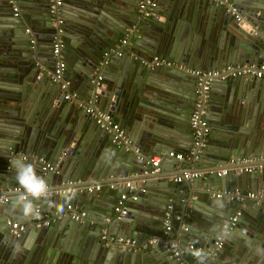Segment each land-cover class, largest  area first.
Listing matches in <instances>:
<instances>
[{
  "label": "water",
  "instance_id": "1",
  "mask_svg": "<svg viewBox=\"0 0 264 264\" xmlns=\"http://www.w3.org/2000/svg\"><path fill=\"white\" fill-rule=\"evenodd\" d=\"M12 1L0 0V196L5 198L0 201V264H216L207 261L201 252L214 247L218 228L238 208L246 213L238 216L231 232L248 224L258 235L263 204L213 194L228 189L226 185L241 192L251 189L263 194L264 161L245 159L255 157L257 152L264 157V150L249 146V140L225 134L217 137L214 132L217 121L227 113L238 120L230 127L236 129L244 126L252 110L243 105L238 112H227L233 87L248 84L249 101L253 90L260 92L264 100V81L240 76L212 78L203 100V118L209 131L199 138L198 146H193L189 115L194 77L177 68L145 66L138 57L146 55L149 60L158 53L201 70H218L223 64L256 66L264 57V0H227L237 7L238 19L212 0H154L156 7L148 18L137 16L131 6H122L116 0H62L61 23L57 24H52L45 10L47 0H35L40 14L26 18L21 10L13 15L11 7L14 3L23 7L25 0ZM127 27L132 28L127 34L130 47L124 45L120 55L112 53L104 58L103 53ZM225 32L234 36L228 46L223 43ZM55 35L63 43V76L69 78V89L78 100L95 99L91 106L116 117L127 134L128 146H115L111 133L98 128L90 116L63 100L65 90L51 84L48 77L55 62ZM128 51L134 56L128 57ZM138 63L147 71L145 84L137 74L131 76L142 70L136 66ZM99 72L103 75L95 86L92 80ZM217 82L227 89L225 95H218L220 99L212 94L211 85ZM143 98L145 101H141ZM153 117L159 123H151L149 128L147 119ZM171 149L183 154L180 160L171 158L178 165L177 174L198 167L209 168L206 171L211 173L176 184L167 179L162 180L163 184L157 182L158 177L165 176L150 173L151 167L139 153L152 155ZM45 164L53 169L43 168ZM222 169L226 173L216 175ZM25 177L44 194L32 195L22 183ZM111 177V181H105ZM109 182L129 184L115 188L111 199L103 193L100 196V190L85 188ZM61 189L71 193H48ZM129 189L134 190L133 200ZM121 193L128 196L126 213L116 218L112 209ZM68 203L97 214V220L88 224L86 219L74 221L63 212V217L70 219L64 231L73 235L72 239L53 234L54 224L63 218H58L62 215L58 213L60 204ZM46 205L52 211L47 213ZM168 205L181 219H172L170 230L162 233ZM249 209L253 210L252 221L247 216ZM47 215L46 220L55 217L56 222L42 221L35 228L37 218ZM13 220L22 226L17 236L9 233ZM32 226L35 246L26 237ZM244 233L249 238L241 239L246 242L254 236L250 231ZM103 234L130 238L134 245L125 249L106 245ZM149 240L153 242L147 243ZM187 242L204 250L187 252ZM143 243L146 246L140 248ZM171 243L181 250L178 260L170 257Z\"/></svg>",
  "mask_w": 264,
  "mask_h": 264
},
{
  "label": "built area",
  "instance_id": "2",
  "mask_svg": "<svg viewBox=\"0 0 264 264\" xmlns=\"http://www.w3.org/2000/svg\"><path fill=\"white\" fill-rule=\"evenodd\" d=\"M135 4V11L138 16H141L142 18H148L151 16L153 10L156 7V2L154 0H133ZM215 5H224L226 7V11L231 12L234 14V17L238 19L240 15L238 14V10L235 8V6L231 4H227L225 0H212ZM9 2H13L12 0H9ZM62 0H47V10L48 13L51 16L52 24L61 23L60 13H59V7L61 6ZM12 12L13 15H17L18 13V7L14 3L12 6ZM29 29L26 28L25 31L27 32ZM59 32L60 29H57ZM262 36L264 38V31L262 33ZM126 43L125 37L120 39L119 44L113 49H110L108 51H105L103 53L104 58H108V56L112 53L115 55L121 54V46H123ZM62 41L60 40V37L58 35H55L53 43H52V55L55 57V62L53 64L52 72L50 75V80L54 84H58L60 89L65 90L62 98L63 100L69 102V103H75L77 105H83L85 113L88 114L94 121V123L100 128L101 130L107 131L111 133V141L115 146H128L130 144L129 139L126 135V132L119 126V124L110 116L108 113L98 110L97 108L87 105L88 103H82L78 101L77 96L74 92L68 90V81L63 78V69H64V62L62 60L61 55V48H62ZM262 46L264 47V41H262ZM143 65L145 66H153V65H163L167 67H176L182 71H185L189 73L191 76L195 79V88H194V97L195 100L193 102V107L189 115V126L192 129L193 134V146H198L200 144L199 138L206 134L208 132V126L206 125V120L203 118L204 113V107H203V100L205 94H207L209 89V84L212 78L214 77H229V76H239V75H245L254 77L260 80L264 81V57L263 61L254 66V65H247V64H234V65H226L220 70H201V69H193L185 66L182 63H178L173 60L164 59L163 57L159 55H152L150 60H142L141 61ZM100 76H96L92 80L94 85H98L100 81ZM135 152H139L137 148L134 149ZM146 163L149 164L151 167L150 173H157L158 169V163L161 157H169L174 159H182L183 154L181 152L175 151L173 149L167 151L166 153H155L152 155L149 154H141ZM188 159V157L186 158ZM43 168H47L52 170L53 167L49 164H45ZM247 171L251 170V168H245ZM206 173L208 172H200L197 170H183L180 174H177L173 177V182L180 183L182 180H188L191 181L195 178H203ZM216 175L222 176L226 173L225 169L219 170L215 172ZM68 183V182H67ZM128 182L119 183V182H109L105 184V187H108L110 189H115L117 187H123L128 186ZM104 184L102 183H95V184H89L85 186L87 191L92 190H100ZM66 192V189L56 190L48 193H56V194H64ZM44 193L42 191H39V195H43ZM215 197H227L229 199L235 200V201H242L245 198L253 199L256 204H263L264 205V193H254L251 191L241 192L237 189H223L214 192L213 194ZM21 198L24 197V195L20 196ZM130 199H135V195H130ZM128 196L125 193H121L113 206V214L116 218H119L126 213V200ZM5 198L3 196H0V201L4 200ZM63 211L68 214L69 218L74 221H83L86 218V213L84 211H77L74 209V207L71 204L65 205ZM241 214L240 210H236L233 214H231L227 220L218 228L217 236L214 241V247L208 251H203L202 247H194L189 242L186 243V249L193 250L194 248L200 251L204 252V257H206V260L209 261L216 255V251L219 250L222 247L223 243V237L229 232V230L233 227L234 223L236 222L238 216ZM172 219H175L179 221L181 219V216L178 214H173L172 212V206L168 205L166 211L163 215L162 225L164 232H167L171 228V222ZM183 229L185 230L186 227L183 226ZM22 230V226L19 225L16 221H11L9 223V233L13 236H17L20 231ZM102 240H105V244L109 246L116 245L120 249L130 248L133 247L134 241L130 238H122V237H115V236H108L106 234H103L101 236ZM153 240H149L147 243H151ZM146 246V243L142 244L140 248H144ZM171 254L174 256L176 260L179 259L181 250L177 246L176 243H171ZM139 247H137L138 249ZM134 250L135 247L133 248ZM207 264V263H205Z\"/></svg>",
  "mask_w": 264,
  "mask_h": 264
},
{
  "label": "crops",
  "instance_id": "3",
  "mask_svg": "<svg viewBox=\"0 0 264 264\" xmlns=\"http://www.w3.org/2000/svg\"><path fill=\"white\" fill-rule=\"evenodd\" d=\"M116 1L119 4H121L122 6H128V7L131 6V9L134 11V13H136L135 4H134L133 0H116ZM225 2H227V4H231V5L235 6V4H233L230 1L225 0ZM35 3H36L35 0H25V3L23 5V7L22 6L19 7V5L17 4L18 12L20 10L23 11V13H24L23 16L25 18L29 17L30 15H33V16L37 17L38 14H40V10H37V7H35ZM46 3H47V1H46ZM128 3H130V5ZM216 6H223L225 11H226V7L224 5H216ZM235 8L237 9L236 6H235ZM45 10H47V9H45ZM226 12H228V11H226ZM228 13H230L234 17V14H232L231 12H228ZM36 22L39 23V20L36 21ZM215 29L216 28L213 27V31L212 32H214ZM131 31H132L131 27L124 28V33H122L118 37V40L115 42V44L112 47L109 48V50L115 48L117 46V44H119L120 39H122L123 37H125V39H126V43L124 45H126L127 48H129L130 47V43L127 42V38H128L127 34L131 33ZM225 34H226V37L224 36L223 43H225L224 46H226V45L228 46L229 45L228 42L232 41L234 39V36L232 34H229V33H226V32H225ZM211 37L213 38L215 36L212 35ZM123 46H121V48H120L121 51H122V47ZM127 55H128V57H133L134 53L128 51ZM153 55H159V54L158 53H153ZM147 57L148 56L143 55V56H139L138 59H140V61L141 60H147L146 59ZM171 60H173V59H171ZM173 61H176V60H173ZM176 62L182 63L185 66H187L186 63H183L181 61H176ZM242 64H245V63H242ZM242 64H239V65H242ZM247 65H249V64H247ZM136 66L139 68L140 67L139 63ZM224 66H225V64H223L220 68H216V69L220 70ZM172 68H176V67H172ZM141 69L142 70H140L138 73H132L131 76H134V75L137 74V79L141 83L144 81L143 84H145L146 83V78H147V73H146L147 71L145 69L143 71V68H141ZM193 69H199V67H194ZM102 75L103 74H101V72H99V74L96 75V76H100V78H101ZM239 76L243 77L244 79H246L247 77H250V76H245V75H239ZM229 77H235V76H229ZM48 78L50 79V76ZM63 78L68 81V88L67 89L70 90L69 89V83H70L69 78H65L64 76H63ZM221 78L224 79V78H227V77H221ZM257 80L263 81V80H260V79H257ZM51 84H53V83H51ZM140 87H142V86L140 85ZM211 87L214 89L212 94L215 95L216 96L215 98H217V99L221 98L220 97L221 94L225 95V93L227 92V89L224 90L225 86H223L221 83H218V82L216 84L211 85ZM233 88H235V89L233 90L234 92L232 91V93H231L232 96L229 94L232 102L230 103V108H228L227 112H238V110H242L243 109V105H246L247 107H250L252 110L248 114V118L245 120L244 126H240L238 128L235 127L236 129H230V127L233 126L235 124V121H238V120H232V117L230 116V114L227 113V117H223L222 121H217L218 127H215V132L214 133L216 134L217 137L222 136L223 134H225V137L233 136L234 138H236V140H242V139H243L242 141H244V140L248 141L249 140V142H248L249 146H254V147L257 146L258 149L264 150V100H263V96L260 97L259 95L261 93L257 92V90L256 91L253 90V92L251 94L252 99L249 101L248 97L250 96L251 87H249L248 84H244L243 88H239V84H237V86L236 87L234 86ZM70 91H73V90H70ZM41 95L42 94H39V96L37 97L38 100L41 98ZM218 95H220V96H218ZM211 97H212V95H211ZM93 100L95 101V99H93ZM93 100H92V98H88L87 97V98L79 99L78 101H80L82 103L87 102L88 103L87 105L89 106V105H91V102ZM194 100H195V97H194ZM141 101H145V99L143 98V99H141ZM71 104L74 105V107L77 110L83 111L85 113L83 105L79 106V105H77L75 103H71ZM192 107H193V104H192ZM203 107H204V105H203ZM191 110H192V108H191ZM109 115L112 116L111 114H109ZM112 118L116 122L118 121L116 119V117L112 116ZM147 121H149V123H150V124H148L149 128H152L151 123L152 124L159 123L155 119V117H153V119H151V120L147 119ZM241 123L243 125V122H241ZM241 123L237 124V125H241ZM122 129L124 130V128H122ZM208 131H209V127H208ZM258 149H256V150H258ZM253 153H256V152H253ZM256 154L257 155L255 157L248 156L245 159V161L259 160V161L263 162L264 161L263 160L264 157L258 155V152ZM251 155H253V154H251ZM162 160H164V161L161 162ZM262 166H264V165H262ZM159 168H160L161 172H160V170H158ZM158 169H157V173H160L159 174L160 176H165V177H158L157 182H161V184H163L162 180L163 179H167L172 184H176L175 182H173L172 179L175 176L174 174L177 175V172L179 171V168H178V165H177V163L175 162L174 159H171V158L165 157V156L161 157L160 160H159V163H158ZM207 169H209V168H199L198 167V168H193L192 170H197V171H200V172H207L206 171ZM234 170L236 172L238 171V169H234ZM112 179L113 178L111 177V178H109V180H105V181H111ZM200 179H201V177H200ZM229 187L230 186H227V185L225 186V188H228V189H235L233 187L232 188H229ZM134 189H136V188H134ZM114 190L115 189H110L108 187L106 188L105 184H104L102 189H100V193L99 194L101 196V194L103 193L105 195L104 197H106L107 199H111ZM128 191L129 192L131 191L132 194H130V195H134L133 194L134 192H132V191H134L133 189H129ZM246 191H251V192H254V193H260L259 190H251V189H247L245 191L243 190V192H246ZM70 193L71 192L66 190V192L63 195L67 196ZM68 204H71L74 207V209H76L77 211H84L86 213V218L85 219L87 220L88 224H91V223H93V222H95L97 220V218H96L97 214H91V212H88V210L86 208H84V206H83V208H77L75 205H73V203H68ZM229 204H231V203H229ZM65 205H67V204H65ZM65 205L60 204V208H59L60 210L58 211V213L62 212V215L58 216V218H62L63 217V214L65 213L63 211ZM50 210L52 211L51 206L50 205L49 206L46 205L47 213ZM237 210H240L241 213H244V214L246 213L245 211H243V210H241L239 208ZM252 213H253V210H251V209H249L248 212H247V216H248V219L250 221L253 220V217L250 215ZM46 219H49V215L45 216L44 219H38L37 218L38 223L35 224V228H38L40 226L39 224L42 221H43V224H47L48 222H52V223L56 222V221H54L56 219L55 217L53 219H51L50 221L46 220ZM69 220L70 219L68 217L64 216L62 218L61 223H58L57 225L54 224V227L56 226V230L53 231V234H56L58 236H61V235L65 234V236L67 238L70 237V239H72L73 235L71 234L72 236H70L69 234L65 233L66 231H64V230H66V226H67L66 224H68L67 222H70ZM13 221H16V220H13ZM183 226L184 225H181L182 228H183ZM33 229H34V227L33 228H29L30 233L26 234V237L29 238L28 239L29 242H30L29 244H32V246H35V244L33 242V238L34 237L32 235V234H34ZM257 229L259 231L258 235H256L250 228H248V224L247 225H242V227L239 228V230L237 232H235V233L231 232V230H232V228H231L229 230V232H231V233L228 232L229 234L227 233L223 237L222 247L219 249L220 253L217 254V252H216V255H214V257L212 259H210L209 261L215 262L216 264H264V215H263V217H261L258 220V228ZM245 230L248 231V232L250 231L251 233H254V236L251 237V240L249 242H246V241L241 239L242 238L241 236L249 238L248 236L245 235L246 234V233H244ZM88 231H90V230H88ZM102 232H103V230H102ZM162 233H164V231ZM230 234H232V235H230ZM187 239H190V237L186 238V240ZM138 250H140V248H138ZM184 250H186L187 252L191 251L189 249H186V245L184 246ZM201 253L204 255V252H201ZM170 257L173 260H176L172 254L170 255Z\"/></svg>",
  "mask_w": 264,
  "mask_h": 264
},
{
  "label": "clouds",
  "instance_id": "4",
  "mask_svg": "<svg viewBox=\"0 0 264 264\" xmlns=\"http://www.w3.org/2000/svg\"><path fill=\"white\" fill-rule=\"evenodd\" d=\"M31 171L32 170L29 169V172H31ZM22 183H24L26 186H28L29 191L32 195H39L40 190L34 184L31 183V181L28 177L23 178Z\"/></svg>",
  "mask_w": 264,
  "mask_h": 264
},
{
  "label": "rangeland",
  "instance_id": "5",
  "mask_svg": "<svg viewBox=\"0 0 264 264\" xmlns=\"http://www.w3.org/2000/svg\"><path fill=\"white\" fill-rule=\"evenodd\" d=\"M159 56H160V55H159ZM150 58H151V57H150ZM150 58H149V60H150ZM164 59H167V58H164ZM168 60H171V59H168ZM141 61H142V60H141ZM141 61H140V62H141ZM141 63H142V62H141Z\"/></svg>",
  "mask_w": 264,
  "mask_h": 264
}]
</instances>
